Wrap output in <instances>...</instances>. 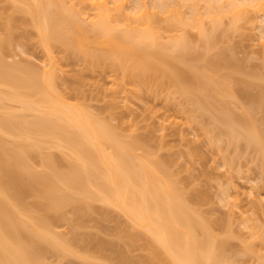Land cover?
Segmentation results:
<instances>
[{
    "label": "bare ground",
    "instance_id": "1",
    "mask_svg": "<svg viewBox=\"0 0 264 264\" xmlns=\"http://www.w3.org/2000/svg\"><path fill=\"white\" fill-rule=\"evenodd\" d=\"M8 1L11 14L20 10L31 16L24 22L37 28V36L50 61L41 72L25 69L17 62H6L0 50V264H49L44 259L48 250L62 255L70 253L69 243L54 231L52 220L59 212L61 216L55 218L64 217L68 210L95 209V201L125 214L134 230L125 235V242L127 239L130 245L143 237L141 248L147 251V260L153 264H223V241L189 207L176 185L165 177L159 163L136 152L134 142L120 140L107 124L82 106L69 103L56 93L51 48L59 43L67 52L81 53L92 61L108 57L115 66H123L127 76L145 82L156 75L160 81L167 77L181 85L187 93L184 95L190 96L188 99L194 100L203 113L209 109L206 103L210 100L217 104L216 109H223L213 115L222 124L214 120L216 128L222 130L225 126L221 132L227 135L228 142L238 136L240 140L237 137L234 140L237 147H240L237 140L243 139L246 146L264 154V126H261L264 119L258 124L248 118L256 107L242 114L233 107L235 111L230 109L227 102L225 107L219 106L215 98L225 83L213 73L215 67L209 73L196 68V74H188L179 64L174 66L173 73L166 71L172 59L170 47L190 51L189 25L199 30L201 43L206 46L216 37L215 32L222 26L226 13H232L234 20L239 19L245 5L242 7V2L237 0H221L220 6L215 0V3L213 0H202L203 3H199L201 0H183V3L156 0L162 4L163 10L158 8L161 11L157 10V14H164V26L157 15L154 17L156 12L150 13L146 2L136 6L133 15H128L122 9L124 0H92L98 10L92 21H86L82 2L88 0ZM251 1L256 11L264 8V0ZM182 4L195 8L189 19L183 16ZM205 18H209L211 26H206ZM122 20L125 26L118 25ZM162 29L176 31L168 44L160 40ZM91 31L96 34L95 39ZM6 35L4 40L9 31ZM222 52L216 55V60L209 58L208 61L219 64L226 56ZM126 59L133 61L131 68ZM5 135L12 138L7 139ZM51 148L59 149L60 153ZM36 156L41 160L42 169L34 165ZM28 197L34 201L27 202ZM38 210L55 214H52L54 217L47 212L43 215ZM141 260L133 264H143Z\"/></svg>",
    "mask_w": 264,
    "mask_h": 264
},
{
    "label": "rangeland",
    "instance_id": "2",
    "mask_svg": "<svg viewBox=\"0 0 264 264\" xmlns=\"http://www.w3.org/2000/svg\"><path fill=\"white\" fill-rule=\"evenodd\" d=\"M124 1L122 9L128 15H133L136 6L146 2L150 13L154 15L156 12L154 17L157 15L159 22L165 26L166 22L162 20L164 17L165 21L164 14H157L162 4L156 0ZM238 1L242 2V7L245 5L241 12L243 15L240 14L242 17L234 20L232 13L226 11L222 26L215 32L216 37L206 46L201 43L199 30L189 25L191 52L170 47L168 52L172 59L166 71L173 73L174 66L179 64L188 74H194L196 68L206 73L216 70L213 73H217L219 80L225 83L223 91L215 98L219 106L223 107L227 102L230 109L234 108L242 114L248 108L256 107L257 110L248 118L259 124L264 119V96L259 98V95H264V89H261L264 86V8L256 11L250 5L251 0ZM180 2L183 3V0ZM215 2L218 6L223 3L221 0ZM10 5L8 0H0V50L4 60L41 72L48 66L50 55L37 36V28L30 22H24L31 16L20 10L11 14ZM180 6L184 18L189 19L195 8L184 4ZM82 7L84 19L92 21L97 5L88 0L82 2ZM208 19L205 18L207 27L211 26ZM124 21L117 23L125 26ZM8 31L9 36L4 40ZM175 33L162 29L160 40L168 44ZM90 35L96 38L93 31ZM90 45L95 47L94 43ZM163 51L167 50L163 48ZM219 51H225V60L222 58L219 64L217 62L213 66L208 60H216ZM51 56L55 62L56 93L69 103L82 106L107 124L120 140L134 142L136 152L148 155L159 163L165 177L176 185L189 207L207 224L209 231L223 241V264H264V158L261 156L264 157V154H260L257 148L253 149L255 147L246 146L243 139L239 141L237 129L235 136L240 147L235 143L236 137L231 140H235L234 143L228 142L227 135L221 132L225 131V126L222 130L215 127L218 120L213 114H218L220 110L215 108L217 104L213 100L205 99L209 102L206 101V104L210 111L207 108L203 113L194 100L191 99V102L188 99L189 95L186 97L183 87L167 77L160 81L157 79L159 75H156L147 82L131 78L123 66H115L108 57L92 61L81 53L67 52L59 43L51 48ZM125 63L131 68L133 61L126 59ZM222 100L223 104L219 102ZM261 123L264 126V122ZM51 151L60 153L57 148H51ZM33 162L38 169H42L38 156ZM32 200L34 198L28 197L27 202ZM94 206L95 209L84 208L85 211H82L81 208V211L68 210L65 213L66 209L65 216L61 218H55L60 212H56L58 215L54 217L53 211L38 210L40 214L47 212L54 217V231L66 239L71 249L66 255L48 250L44 253L47 263L91 264L93 261L97 264H133L144 259L141 260L143 264H153L147 260V251L141 248L143 237L142 240L129 241L130 245L127 239L125 242V235L134 230L123 212L100 201H95Z\"/></svg>",
    "mask_w": 264,
    "mask_h": 264
}]
</instances>
